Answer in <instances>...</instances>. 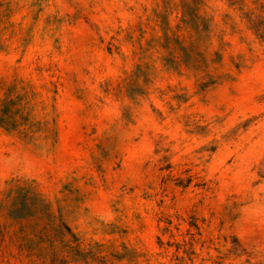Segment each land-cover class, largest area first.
<instances>
[{
	"label": "rangeland",
	"instance_id": "374dc122",
	"mask_svg": "<svg viewBox=\"0 0 264 264\" xmlns=\"http://www.w3.org/2000/svg\"><path fill=\"white\" fill-rule=\"evenodd\" d=\"M0 264H264V0H0Z\"/></svg>",
	"mask_w": 264,
	"mask_h": 264
}]
</instances>
